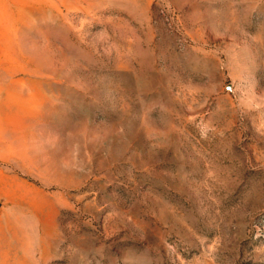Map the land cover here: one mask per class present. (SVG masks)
I'll return each instance as SVG.
<instances>
[{"label": "rangeland", "instance_id": "374dc122", "mask_svg": "<svg viewBox=\"0 0 264 264\" xmlns=\"http://www.w3.org/2000/svg\"><path fill=\"white\" fill-rule=\"evenodd\" d=\"M0 264H264V0H0Z\"/></svg>", "mask_w": 264, "mask_h": 264}]
</instances>
